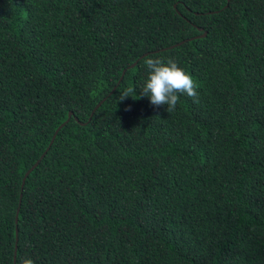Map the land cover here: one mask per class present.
Returning a JSON list of instances; mask_svg holds the SVG:
<instances>
[{"label":"trees","instance_id":"trees-1","mask_svg":"<svg viewBox=\"0 0 264 264\" xmlns=\"http://www.w3.org/2000/svg\"><path fill=\"white\" fill-rule=\"evenodd\" d=\"M147 57L199 103L141 97ZM26 258L264 264V0H0V264Z\"/></svg>","mask_w":264,"mask_h":264},{"label":"clouds","instance_id":"clouds-1","mask_svg":"<svg viewBox=\"0 0 264 264\" xmlns=\"http://www.w3.org/2000/svg\"><path fill=\"white\" fill-rule=\"evenodd\" d=\"M144 64L148 74L140 94L141 97H147L151 105L154 107L166 105V111L171 113L175 111L180 95H186L193 103H199V93L194 79L172 59L147 57ZM135 90L134 86L125 88L120 92L118 102H123L129 97L133 99ZM21 264H34V261L26 258Z\"/></svg>","mask_w":264,"mask_h":264},{"label":"water","instance_id":"water-1","mask_svg":"<svg viewBox=\"0 0 264 264\" xmlns=\"http://www.w3.org/2000/svg\"><path fill=\"white\" fill-rule=\"evenodd\" d=\"M227 1H228V0H227ZM131 67H133V65H132ZM119 80H121V77L119 78ZM118 82H119V81H118ZM118 82H117V83H118ZM113 89H114V88H113ZM113 89H112V90H113ZM99 104H101V103H99ZM99 104H98L97 106H99ZM97 106L95 107V109L97 108ZM95 109H94V110H95ZM70 116H71V113H68V118H67V120L69 119ZM67 120H66V121H67ZM66 121H65V122H66ZM62 125H63V124H61V125L58 127V129H59ZM58 129H57V130H58ZM57 130H56V132H57ZM27 174H28V172L25 173V176H26ZM23 184H24V178L22 179L21 188H22ZM15 218H17V213H16V217H15ZM15 220H16V219H15ZM14 254H15V250H14Z\"/></svg>","mask_w":264,"mask_h":264}]
</instances>
